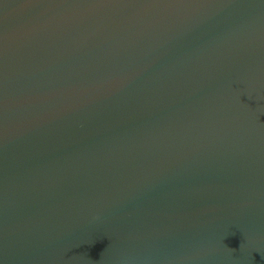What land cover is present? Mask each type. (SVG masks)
I'll use <instances>...</instances> for the list:
<instances>
[{"label": "water", "instance_id": "water-1", "mask_svg": "<svg viewBox=\"0 0 264 264\" xmlns=\"http://www.w3.org/2000/svg\"><path fill=\"white\" fill-rule=\"evenodd\" d=\"M0 264H264V0H0Z\"/></svg>", "mask_w": 264, "mask_h": 264}]
</instances>
